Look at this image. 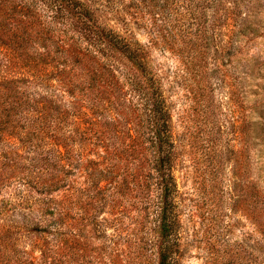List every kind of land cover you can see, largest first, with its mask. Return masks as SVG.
<instances>
[{
    "label": "rangeland",
    "instance_id": "1",
    "mask_svg": "<svg viewBox=\"0 0 264 264\" xmlns=\"http://www.w3.org/2000/svg\"><path fill=\"white\" fill-rule=\"evenodd\" d=\"M89 2L147 46L164 90L177 153L175 264H264V0ZM60 108L69 121L73 111ZM69 129L61 120L33 127L22 145L0 140L14 166H0V264H147L144 204L113 201L91 170L62 167Z\"/></svg>",
    "mask_w": 264,
    "mask_h": 264
},
{
    "label": "trees",
    "instance_id": "2",
    "mask_svg": "<svg viewBox=\"0 0 264 264\" xmlns=\"http://www.w3.org/2000/svg\"><path fill=\"white\" fill-rule=\"evenodd\" d=\"M28 91L40 100L31 105ZM61 120L75 136L66 133L62 167L91 170L113 201H141L151 217L147 264H175L177 153L147 46L102 22L89 0H0V140L22 145L33 127ZM0 166L14 168L3 157Z\"/></svg>",
    "mask_w": 264,
    "mask_h": 264
}]
</instances>
